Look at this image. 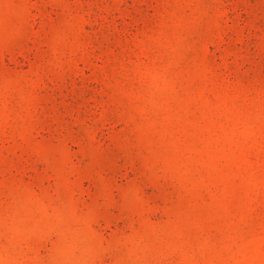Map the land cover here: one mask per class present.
<instances>
[{
  "label": "rangeland",
  "instance_id": "obj_1",
  "mask_svg": "<svg viewBox=\"0 0 264 264\" xmlns=\"http://www.w3.org/2000/svg\"><path fill=\"white\" fill-rule=\"evenodd\" d=\"M0 264H264V0H0Z\"/></svg>",
  "mask_w": 264,
  "mask_h": 264
}]
</instances>
